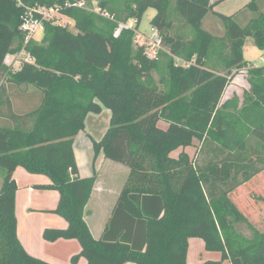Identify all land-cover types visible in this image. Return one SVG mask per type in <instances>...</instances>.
<instances>
[{"label":"trees","instance_id":"trees-1","mask_svg":"<svg viewBox=\"0 0 264 264\" xmlns=\"http://www.w3.org/2000/svg\"><path fill=\"white\" fill-rule=\"evenodd\" d=\"M66 1L0 0V70L7 69V54L24 49L26 57L10 78L42 95L29 128L19 122L0 126V264H52L29 254L17 237L13 172L19 166L48 176L50 182L37 187L58 192L51 212L67 226L44 228L42 237L76 239L80 250L72 263L84 257L86 264H188L187 240L199 237L206 250L221 253L219 260L202 264H264V229L256 228L230 197L264 170V65L248 66L243 56L247 37L264 52L260 0L245 4L252 16L243 25L238 12H217L218 1L211 0H123V7L116 0H100L101 12L112 18L64 6ZM35 3L59 5L75 30L46 21L41 40L24 44L20 16ZM148 8L156 11L149 23L166 48L156 58L135 43ZM209 12L221 20L223 35L202 27ZM128 19L134 27L114 35L118 23ZM177 22L190 30H178ZM212 56L224 74L209 65ZM242 68L249 89L241 104L236 95L221 101L232 71ZM153 71L160 73L159 83ZM4 89L1 85L0 98ZM153 92L161 95L160 106L138 121V105L143 99L142 112L148 111ZM102 107L110 111L109 126L99 140L92 139L93 164L102 152L129 170L111 217L94 238L84 209L96 174L79 176L72 144L87 114H98ZM121 134L125 153L119 155L115 147ZM194 139L198 147L192 158L184 151L171 156Z\"/></svg>","mask_w":264,"mask_h":264},{"label":"crops","instance_id":"crops-1","mask_svg":"<svg viewBox=\"0 0 264 264\" xmlns=\"http://www.w3.org/2000/svg\"><path fill=\"white\" fill-rule=\"evenodd\" d=\"M215 1H218V3L214 7L219 6L225 0H211V2ZM19 54L20 52L10 53L5 56L4 64L7 69L4 73V79L1 78L2 71L0 70V86L2 85L5 88V92L0 98V126H15V123L19 122L23 127L29 128L34 119L32 114L39 106L42 95L32 85H18L11 80L8 71L16 70L19 67L22 60H18ZM236 71L233 70L229 76L232 79H229V84H227L222 94L221 101L231 98L233 93L236 96L242 94L239 100V104H241L244 92L249 89L248 85H242V93H239V88L235 82L246 76V74H236ZM15 115L18 117L16 120ZM159 124L166 127L164 121H160ZM92 139V136L85 132L84 126V129L74 137L72 148L79 176L89 177L94 173L96 174L90 198L85 205L84 219L93 237L99 238L112 215L129 167L123 162L105 157L102 152L105 158L103 162L97 165L95 159L93 164V159L90 160L89 155L90 149L93 150ZM85 147L89 148L86 157L83 156ZM197 147L198 140L194 139L192 145L174 150L171 156L177 158L179 153L184 151L189 158H192ZM2 174L3 169L0 168V182ZM106 177L110 178L108 183L105 181ZM13 178L17 185L15 193L16 231L24 249L29 254L52 264H86L84 257H80L75 263L71 262L72 255L80 250L79 242L76 239H58L50 242L42 237L44 228H65L67 226L64 218L49 211L57 204L58 192L37 187L48 184L50 182L49 177L44 174L29 173L19 166L13 172ZM230 197L256 228L264 229V226L259 225V221H264V170L234 189L230 193ZM220 257L221 253L219 251L206 250L201 238H188L186 253L188 264H202L207 260H219ZM124 264L136 263L125 262ZM224 264H230V262L224 260Z\"/></svg>","mask_w":264,"mask_h":264},{"label":"rangeland","instance_id":"rangeland-1","mask_svg":"<svg viewBox=\"0 0 264 264\" xmlns=\"http://www.w3.org/2000/svg\"><path fill=\"white\" fill-rule=\"evenodd\" d=\"M122 1L123 0H116V4L118 6H122ZM245 2H248V0H225L223 1L219 6L214 7V10L223 14H232L235 12L237 13V21L243 25L245 24L250 17L252 16V13L250 11H248L245 8ZM116 5V6H117ZM98 6L95 5V3L93 1H89L87 3V6L85 9L89 10V11H94L96 12V9L99 10L100 8H98ZM260 9L262 12H264V0H260ZM155 9L154 8H148L146 10V12L144 13V15L142 16L141 22L139 24V27L135 30V43L136 44H142V43H149L150 45H152L153 42L155 41H159V35L157 34V32L155 31V29L152 28V26L150 25L149 21L150 19L154 16L155 14ZM97 13V12H96ZM57 19H54L53 23H63L67 25V27L71 30L74 31V22L71 18L65 16V15H58L56 16ZM119 25H129L130 27H134V20L133 19H128L127 21H120L118 23ZM178 25V30L180 31H187L188 29L190 30V27H181L182 25H180L177 22ZM126 27V26H125ZM202 27L209 31L210 33L214 34V35H223L224 34V27L222 25L221 20L212 12H209L205 15V17L202 20ZM189 34V32H187ZM43 36V31H37L34 35V38L37 41H40L41 38ZM160 49L161 50H165L166 48L163 47L161 41H160ZM243 56H244V60L247 62L248 65L252 66H260V65H264V52L260 49H258L254 43H253V38L252 37H247L243 46ZM24 54H19L18 55V60L19 59H23ZM212 58L214 60L209 62V65L212 66V68H214V70L220 74H224L226 72V69L222 68L221 65L219 64L217 58L215 56H212ZM16 59V58H15ZM176 62L179 64H185L184 61H182L180 58H175ZM217 61V62H216ZM214 62V64H213ZM216 63V64H215ZM18 64V62H17ZM15 71V69L13 71H8L9 76L11 75V73H13ZM6 72V71H5ZM5 72H1V78L4 79V73ZM246 74V69H240L236 71V74ZM153 77L155 78L156 82L159 83V80L161 78L160 73L153 71L152 72ZM235 74V75H236ZM6 76V75H5ZM244 78V79H243ZM243 78L239 79L236 83V86L239 88V93L241 94V89L243 88L242 85H248L247 81V75L244 76ZM230 80L232 79V77L229 78ZM229 84V83H228ZM161 86V85H160ZM235 95L234 93L231 95L233 96ZM239 98V100L242 97L241 96H237ZM149 100H150V104H149V108L148 111L146 112H142L143 110V99L141 100L140 104L138 105L139 107V111L137 113V119L138 121H142L144 117L146 116H151L154 114V112L156 111V109L160 106V101H161V95L159 93L153 92L151 93V95H149ZM142 109V110H141ZM109 118H110V111L109 109L103 107L101 112L96 114V113H89L86 118H85V132H87L89 135L92 136L93 139L95 140H99L103 133L105 132V130L108 128L109 126ZM116 152L117 154L121 155L125 153V138H124V134H121L119 136V139L117 141L116 144ZM84 154L83 156L86 157L87 152L89 151L88 147H85L84 149ZM90 160L93 159V150L92 148L90 149ZM104 156L102 155V153H100L97 157H96V163L97 165H100L103 160H104ZM93 161V160H92ZM110 180V178L106 177V182L108 183V181ZM51 211V209L49 210ZM47 212V210H46ZM53 213V212H51ZM258 224V223H257ZM259 225L262 227L264 226V221L261 220L259 221ZM241 231L244 234H249V230L245 227L242 226Z\"/></svg>","mask_w":264,"mask_h":264},{"label":"built area","instance_id":"built-area-1","mask_svg":"<svg viewBox=\"0 0 264 264\" xmlns=\"http://www.w3.org/2000/svg\"><path fill=\"white\" fill-rule=\"evenodd\" d=\"M89 1H93L96 6H98V2L100 0H79L76 2H70L66 1L64 2V6H72V7H79V8H86L87 3ZM60 6L55 4L51 6H46V5H41L38 3H35L32 6H25L24 12L20 16V25H19V30L24 34V44H26L30 39H34V35L37 31H43L44 29V23L46 21H52L54 19H57L56 16L58 15H64L60 11ZM99 8V7H98ZM97 13H101L102 15L112 18L108 13L101 12V10H97ZM60 25H66L63 23H57ZM126 26V27H125ZM130 27L129 25H119L117 29L114 32V35H118L121 28H128ZM154 29V28H153ZM156 31V30H155ZM157 32V31H156ZM158 34V33H157ZM160 37L159 41H155L150 45L149 43H142L145 45L146 49V54L150 58H156L158 51L160 50ZM162 43V41H161ZM21 54H24L23 59L26 57V52L24 49L20 51Z\"/></svg>","mask_w":264,"mask_h":264}]
</instances>
